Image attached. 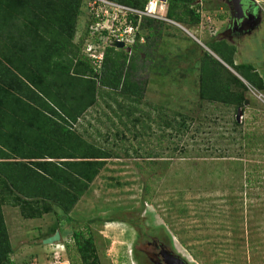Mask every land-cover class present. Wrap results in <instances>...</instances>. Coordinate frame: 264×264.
<instances>
[{
    "label": "rangeland",
    "instance_id": "1",
    "mask_svg": "<svg viewBox=\"0 0 264 264\" xmlns=\"http://www.w3.org/2000/svg\"><path fill=\"white\" fill-rule=\"evenodd\" d=\"M83 1L74 41L86 55L87 44L96 41L89 33L94 12L102 10V6L96 4L93 8L92 0ZM160 5L158 2L157 12L166 14L167 6ZM200 10L202 21L194 28L168 18H151L156 21L150 26H138L135 38L132 34L122 40L123 48L129 52L137 41L142 45L139 53L143 59L139 62L145 68L137 76L146 82V87L140 107L163 106L169 118L172 111L202 115V132L196 137L200 145L195 144V148H206L209 138L218 134L215 140L219 147L226 146L233 118L242 123L243 134L247 136L236 141L225 156L209 154L204 158L184 159L178 158L179 151L172 150L178 143L175 137L172 141L168 136L172 129L148 122L161 141L158 143L154 135L153 143L146 136L142 139L162 154L150 158L126 156L120 149L119 157L108 160L69 213L73 220L63 217L59 223L53 212L42 218L27 219L18 207L3 206L16 264H83L71 231H64L71 224L90 229L100 264H154L149 255L157 238L170 243L188 264H264V94L247 83L246 102L237 110L211 104L199 97L198 69L184 71L183 62L180 70L169 74L164 65L157 64L171 53L174 57L193 60L196 52L192 49L196 48L182 38L193 33L204 41L212 36L225 38L237 46V62L264 65V12L257 11L261 22L255 29L232 32L233 8L228 0L204 2ZM140 34L145 37L143 43V38L137 40ZM126 40L132 43L127 45ZM106 42L112 45L115 40L106 38ZM107 43L104 46H109ZM115 105L111 108L101 100L83 119L84 126L91 132L100 128L111 134L126 130L112 113ZM106 114H110V120ZM151 114L154 117L157 113ZM212 116L219 118L216 123L210 121ZM162 118L157 116L160 121ZM142 126L138 124L140 129ZM129 134L127 146L131 143L137 146L138 139ZM184 141L190 139L185 137ZM172 154L175 155L171 157ZM54 226L62 230L57 229L61 232L60 240L45 243L52 236L49 233ZM166 233L171 237L170 242Z\"/></svg>",
    "mask_w": 264,
    "mask_h": 264
},
{
    "label": "trees",
    "instance_id": "2",
    "mask_svg": "<svg viewBox=\"0 0 264 264\" xmlns=\"http://www.w3.org/2000/svg\"><path fill=\"white\" fill-rule=\"evenodd\" d=\"M112 1L139 9L147 3V0ZM209 1L167 0L166 17L194 28L201 24L202 4ZM83 2L0 0V264H16L4 205L18 207L27 219L53 212L59 223L63 217L73 220L69 213L108 160L119 157L120 149L126 156L150 158L162 154L142 139L146 136L152 142V136L155 137L152 123L148 122L172 129L168 136L178 141L172 150L179 151L178 158L184 159L209 154L225 156L236 141L247 136L243 134L242 123L233 118L226 146L219 147L215 140L218 134L209 138L206 148H195V144L200 145L196 137L202 132V115L172 111L169 118L163 106L149 104L150 109L141 108L146 87V82L137 76L145 68L139 62L143 59L139 53L142 45L137 41L131 52L107 46L102 66L96 67L74 41ZM132 18L136 25L138 16ZM154 21L145 17L141 25L150 26ZM140 38L141 34L137 35V40ZM205 43L221 60L203 49L199 60H158L157 64L164 65L169 74L180 70L183 62L184 71L198 69L199 97L211 104L237 110L246 102L247 83L264 94V73L252 62H237L235 44L215 36ZM101 100L111 108L117 104L112 113L126 130L111 134L100 128L91 132L84 126L83 119ZM153 111L157 113L154 117ZM157 116L163 117L161 121ZM106 117L111 119L110 114ZM218 119L212 116L210 121L216 123ZM138 124H143V129ZM128 134L138 139L137 146L135 143L127 146ZM185 137L190 141H184ZM157 138L159 143L160 136ZM57 229L61 230L57 226L51 228L49 235ZM64 231H71L83 264H100L88 227L75 228L71 224ZM165 237L170 242L167 233Z\"/></svg>",
    "mask_w": 264,
    "mask_h": 264
},
{
    "label": "built area",
    "instance_id": "3",
    "mask_svg": "<svg viewBox=\"0 0 264 264\" xmlns=\"http://www.w3.org/2000/svg\"><path fill=\"white\" fill-rule=\"evenodd\" d=\"M252 1L254 2V6L263 13L264 0ZM158 2L161 3V8L167 6V1L163 0H147V3L143 9L124 5L112 0H92L91 6L94 8L96 4H98L100 7L102 6V10L97 9L94 12V20L90 26L89 33L92 37H95L96 41H91L87 44L86 56L96 67L100 68L104 59L106 48L104 45L107 43L106 38H114L115 41H122L128 39L127 37L132 36V34L135 38L136 28L141 25L143 18L148 17L166 19V14L157 12ZM133 16H138L136 25L133 23ZM126 41H128L127 45L132 43L130 40ZM109 46L113 45L110 44Z\"/></svg>",
    "mask_w": 264,
    "mask_h": 264
},
{
    "label": "water",
    "instance_id": "4",
    "mask_svg": "<svg viewBox=\"0 0 264 264\" xmlns=\"http://www.w3.org/2000/svg\"><path fill=\"white\" fill-rule=\"evenodd\" d=\"M163 1H167V0H163ZM228 1L231 3V6L233 8L231 21L234 20V22L237 23L238 20L243 21L245 18H248V17H257L256 10L255 9L253 10L252 8H250L251 7L250 3L254 4L252 0H228ZM112 45L119 47V48H123L124 43L123 41H115ZM229 68L233 70L231 67ZM233 72L237 74L236 71L233 70ZM239 77L243 79L241 76ZM238 118H239V115H238ZM60 238H61V232L57 230L52 236L46 238L44 242L51 243L55 240H60ZM167 264H188V263L179 254H168Z\"/></svg>",
    "mask_w": 264,
    "mask_h": 264
},
{
    "label": "flooded vegetation",
    "instance_id": "5",
    "mask_svg": "<svg viewBox=\"0 0 264 264\" xmlns=\"http://www.w3.org/2000/svg\"><path fill=\"white\" fill-rule=\"evenodd\" d=\"M250 8L253 10L259 11L256 9L253 3H250ZM260 12V11H259ZM257 14V17H248L245 18L243 21L238 20L237 23L231 21V31L232 32H240V31H251V29H255L261 22V16L260 14ZM167 239V238H166ZM154 251L149 255V259L154 263V264H167V255L168 254H176L170 243H167L166 241H161L160 239H156L152 242ZM167 254V255H166Z\"/></svg>",
    "mask_w": 264,
    "mask_h": 264
},
{
    "label": "crops",
    "instance_id": "6",
    "mask_svg": "<svg viewBox=\"0 0 264 264\" xmlns=\"http://www.w3.org/2000/svg\"><path fill=\"white\" fill-rule=\"evenodd\" d=\"M259 26V25H258ZM257 26V27H258ZM186 33V32H185ZM187 35H189L188 37L187 36H184V37H182L184 40H186V42L189 44V45H192V48H196V54H195V56H193V60H199V58H200V55H202L203 53H204V51H203V49H206V50H208L210 53H212L215 57H217L219 60H221L217 55H216V53H214L207 45H206V43H205V41H204V39L203 38H197V37H195V36H193V33L192 34H187ZM141 38H143L141 41V43H143L144 42V35H142L141 36ZM146 38H148V36H146ZM192 50H194V49H192ZM175 55H173L172 56V53H171V55H169V56H165L164 58L162 57L161 59H159V60H192V58L191 57H188V59H186L185 57H184V59H181L180 57H174ZM236 60H237V58H236ZM256 61H258L259 59H255ZM168 63H170L169 61H168ZM258 63H260V62H258ZM257 67H258V69H259V71H261V72H263L264 73V65L263 64H259V65H257Z\"/></svg>",
    "mask_w": 264,
    "mask_h": 264
}]
</instances>
